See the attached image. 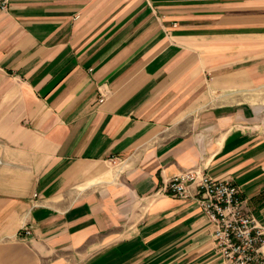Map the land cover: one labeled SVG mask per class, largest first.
<instances>
[{
    "label": "crops",
    "instance_id": "obj_1",
    "mask_svg": "<svg viewBox=\"0 0 264 264\" xmlns=\"http://www.w3.org/2000/svg\"><path fill=\"white\" fill-rule=\"evenodd\" d=\"M253 94L264 0H10L0 264H224L195 199L162 190L199 168L264 223Z\"/></svg>",
    "mask_w": 264,
    "mask_h": 264
},
{
    "label": "built area",
    "instance_id": "obj_2",
    "mask_svg": "<svg viewBox=\"0 0 264 264\" xmlns=\"http://www.w3.org/2000/svg\"><path fill=\"white\" fill-rule=\"evenodd\" d=\"M10 0H0V14L7 12ZM105 94L100 93V101ZM193 189V191H192ZM163 193L193 198L210 227V235L224 264H264V223L244 208L238 185L228 179H215L199 168L173 174ZM24 235L31 233L22 226Z\"/></svg>",
    "mask_w": 264,
    "mask_h": 264
},
{
    "label": "rangeland",
    "instance_id": "obj_3",
    "mask_svg": "<svg viewBox=\"0 0 264 264\" xmlns=\"http://www.w3.org/2000/svg\"><path fill=\"white\" fill-rule=\"evenodd\" d=\"M244 97L247 100V102H252L253 105L256 106V108H257V110H256L257 124L259 122L260 123L259 127H262L264 129V94H253V95H247ZM242 100H244V99H242ZM258 107L259 108L262 107V110L259 111V115H258Z\"/></svg>",
    "mask_w": 264,
    "mask_h": 264
}]
</instances>
